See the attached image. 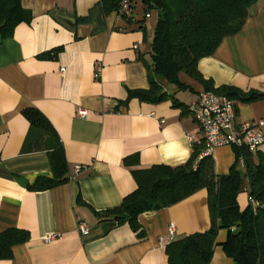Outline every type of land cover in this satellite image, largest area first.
Segmentation results:
<instances>
[{"label":"crops","instance_id":"0c3cea01","mask_svg":"<svg viewBox=\"0 0 264 264\" xmlns=\"http://www.w3.org/2000/svg\"><path fill=\"white\" fill-rule=\"evenodd\" d=\"M98 2L21 0L29 22L8 36L0 34V232L29 233L0 264H169L168 243L210 226L205 189L141 213L138 230L106 214L136 189L133 170L187 161L193 148L188 136L201 137L188 105L205 87L179 72L181 86L157 78L165 93L160 101L128 97L150 88L157 11L135 0L128 17L97 9L91 14ZM197 70L213 88L264 94V0L255 3L239 31L199 59ZM233 100L236 124L264 119V96ZM26 108L49 120L66 160L67 181L45 190L29 189L38 177L53 173L46 150L38 147L43 140L31 137ZM79 108L86 117L78 115ZM258 152H264V143L252 152L254 161ZM210 157L216 176H226L235 164L242 179L237 203L244 210L249 205L245 163L227 145ZM79 222L88 234H80ZM169 224L175 226L171 238ZM48 235L54 238L45 242ZM227 236V229L217 232L209 264H234L223 248Z\"/></svg>","mask_w":264,"mask_h":264},{"label":"trees","instance_id":"16d2710c","mask_svg":"<svg viewBox=\"0 0 264 264\" xmlns=\"http://www.w3.org/2000/svg\"><path fill=\"white\" fill-rule=\"evenodd\" d=\"M21 0H0V34L8 36L16 25L29 22L31 15L23 9ZM123 0H99L91 10L101 15L113 11L119 13ZM134 8L135 0H128ZM146 9L157 11V23L151 43L152 67L149 71L148 90H135L128 97L160 101L165 93L160 91L157 78L164 77L178 84L179 72H185L205 87L232 99L241 97L253 100L264 94H242L226 86L213 88L197 70L199 59L211 55L221 40L236 33L243 26L258 0H140ZM89 17L80 18L88 20ZM24 116L30 123L31 137L43 140L39 148L46 150L53 173L52 178L38 177L31 190H45L67 181L66 160L60 139L49 120L37 109L26 108ZM202 145H193L191 155L183 164L170 166L153 165L147 169L133 170L137 187L126 195L121 204L106 214L118 222L126 221L134 230L140 225L138 217L148 210H159L191 196L207 191L210 226L182 239L172 241L165 247L169 264H209L217 232L227 229L223 244L225 254L234 264H264V152L256 154L246 148H234L236 160L242 156L249 179L248 194L258 201L254 212L251 204L240 210L237 194L241 176L233 164L226 176H216L213 161L205 156L196 167L194 161L202 151ZM127 214V218L122 215ZM26 230L11 228L0 232V259L12 258V247L26 242Z\"/></svg>","mask_w":264,"mask_h":264},{"label":"built area","instance_id":"2783aa9c","mask_svg":"<svg viewBox=\"0 0 264 264\" xmlns=\"http://www.w3.org/2000/svg\"><path fill=\"white\" fill-rule=\"evenodd\" d=\"M133 13V8L128 0H123L120 5L119 14L125 17ZM149 16L150 13L145 14ZM136 47V46H135ZM96 75H99L97 69ZM188 111L192 114L197 123L201 137L195 139L189 135L192 146L202 145L203 149L194 161V167L205 156H210L213 150L220 146H231L233 148H246L250 152H255L264 143V119L254 120L236 124L235 102L232 98L225 94H218L212 90H203L198 97L188 105ZM81 117H86L87 111L79 108L77 111ZM239 162L243 163L242 156ZM81 167L76 166V170ZM249 204H251L254 212L258 206V201L252 196H248ZM80 234L86 235L89 232L88 226L84 222L78 223ZM175 233L174 224H169L167 236L172 237ZM54 238L53 235L45 237V242H50Z\"/></svg>","mask_w":264,"mask_h":264},{"label":"water","instance_id":"95a60500","mask_svg":"<svg viewBox=\"0 0 264 264\" xmlns=\"http://www.w3.org/2000/svg\"><path fill=\"white\" fill-rule=\"evenodd\" d=\"M0 39H1V38H0ZM122 217H123V218H127L128 216H127V214H123Z\"/></svg>","mask_w":264,"mask_h":264}]
</instances>
